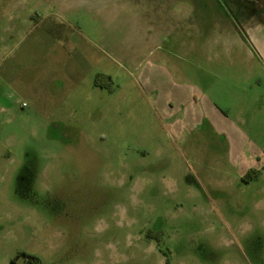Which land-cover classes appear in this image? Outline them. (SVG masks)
<instances>
[{"label":"rangeland","instance_id":"rangeland-1","mask_svg":"<svg viewBox=\"0 0 264 264\" xmlns=\"http://www.w3.org/2000/svg\"><path fill=\"white\" fill-rule=\"evenodd\" d=\"M188 4L204 93L180 119L129 93L100 114L35 105L13 64L53 9L0 0V264H264V56L245 46L264 42V0Z\"/></svg>","mask_w":264,"mask_h":264},{"label":"crops","instance_id":"crops-1","mask_svg":"<svg viewBox=\"0 0 264 264\" xmlns=\"http://www.w3.org/2000/svg\"><path fill=\"white\" fill-rule=\"evenodd\" d=\"M188 1L38 0L53 9L46 15L51 29L45 40L27 44L25 53L15 56L14 69L21 68L23 76L13 84L53 113L100 114L118 109L114 99L129 93L132 106L144 98L149 114L171 118L178 112L187 118L204 93L199 65L193 69L197 83H188L184 57L204 50L203 20ZM246 36L249 53L264 56V42ZM98 75L111 78V89L96 84ZM259 172L252 167L247 174L253 178Z\"/></svg>","mask_w":264,"mask_h":264},{"label":"trees","instance_id":"trees-1","mask_svg":"<svg viewBox=\"0 0 264 264\" xmlns=\"http://www.w3.org/2000/svg\"><path fill=\"white\" fill-rule=\"evenodd\" d=\"M111 82L110 77H106L105 75H98L96 78V84L101 86H108Z\"/></svg>","mask_w":264,"mask_h":264},{"label":"flooded vegetation","instance_id":"flooded-vegetation-1","mask_svg":"<svg viewBox=\"0 0 264 264\" xmlns=\"http://www.w3.org/2000/svg\"><path fill=\"white\" fill-rule=\"evenodd\" d=\"M250 176V175H249Z\"/></svg>","mask_w":264,"mask_h":264}]
</instances>
